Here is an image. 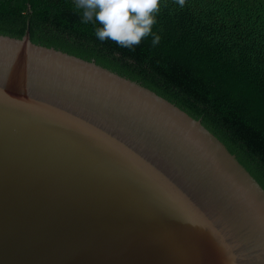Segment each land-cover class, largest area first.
Here are the masks:
<instances>
[{"label": "water", "instance_id": "95a60500", "mask_svg": "<svg viewBox=\"0 0 264 264\" xmlns=\"http://www.w3.org/2000/svg\"><path fill=\"white\" fill-rule=\"evenodd\" d=\"M0 264H264V188L153 91L0 34Z\"/></svg>", "mask_w": 264, "mask_h": 264}, {"label": "trees", "instance_id": "16d2710c", "mask_svg": "<svg viewBox=\"0 0 264 264\" xmlns=\"http://www.w3.org/2000/svg\"><path fill=\"white\" fill-rule=\"evenodd\" d=\"M83 11L77 0H0V34L29 33L141 84L201 120L264 188V0H160L153 35L132 48L100 41Z\"/></svg>", "mask_w": 264, "mask_h": 264}, {"label": "clouds", "instance_id": "9594fccd", "mask_svg": "<svg viewBox=\"0 0 264 264\" xmlns=\"http://www.w3.org/2000/svg\"><path fill=\"white\" fill-rule=\"evenodd\" d=\"M176 3L183 7L186 0H176ZM77 6L84 9L85 23L95 18L101 25L95 33L100 41L111 40L122 47L132 48L153 35L160 0H77ZM159 39L155 35L153 45Z\"/></svg>", "mask_w": 264, "mask_h": 264}]
</instances>
